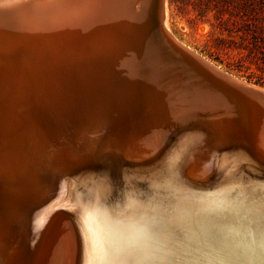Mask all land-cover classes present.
Wrapping results in <instances>:
<instances>
[{
  "label": "bare ground",
  "instance_id": "1",
  "mask_svg": "<svg viewBox=\"0 0 264 264\" xmlns=\"http://www.w3.org/2000/svg\"><path fill=\"white\" fill-rule=\"evenodd\" d=\"M142 11L128 60L94 27L36 55L0 31V264H264V126L204 91L177 106Z\"/></svg>",
  "mask_w": 264,
  "mask_h": 264
},
{
  "label": "water",
  "instance_id": "2",
  "mask_svg": "<svg viewBox=\"0 0 264 264\" xmlns=\"http://www.w3.org/2000/svg\"><path fill=\"white\" fill-rule=\"evenodd\" d=\"M163 2L152 0L156 33L148 41L151 65L147 66L152 67L156 77L175 75L186 80L189 90L180 95L177 106L187 108L192 100L189 96L204 91L203 101L208 96L216 97L223 105L238 107L255 116L264 126V86L218 68L174 40L162 24ZM142 10L143 0H0V31L14 38V46L24 43V52L36 55L41 54L40 50L56 54L66 38L73 34H93L94 27L99 34L110 38L116 57L129 59L137 48ZM17 51L11 50L7 56ZM184 110L179 112L182 117Z\"/></svg>",
  "mask_w": 264,
  "mask_h": 264
},
{
  "label": "rangeland",
  "instance_id": "3",
  "mask_svg": "<svg viewBox=\"0 0 264 264\" xmlns=\"http://www.w3.org/2000/svg\"><path fill=\"white\" fill-rule=\"evenodd\" d=\"M163 4L165 30L173 38L222 70L255 83L247 75L260 71L252 62L254 56L241 46L248 44L251 34L264 37V0H164ZM239 65L241 72L236 69Z\"/></svg>",
  "mask_w": 264,
  "mask_h": 264
},
{
  "label": "trees",
  "instance_id": "4",
  "mask_svg": "<svg viewBox=\"0 0 264 264\" xmlns=\"http://www.w3.org/2000/svg\"><path fill=\"white\" fill-rule=\"evenodd\" d=\"M241 47L246 48L249 54L254 56L255 60H252V62L260 71V73L253 72L251 74H248V79L264 86V37L258 34H251L248 44H244ZM242 67V65L237 66V71L241 72L243 70Z\"/></svg>",
  "mask_w": 264,
  "mask_h": 264
},
{
  "label": "snow or ice",
  "instance_id": "5",
  "mask_svg": "<svg viewBox=\"0 0 264 264\" xmlns=\"http://www.w3.org/2000/svg\"><path fill=\"white\" fill-rule=\"evenodd\" d=\"M46 223V220L44 221ZM104 264H125L124 260L122 257L120 256H105L102 258ZM126 264H135V258H128V261L126 262Z\"/></svg>",
  "mask_w": 264,
  "mask_h": 264
}]
</instances>
